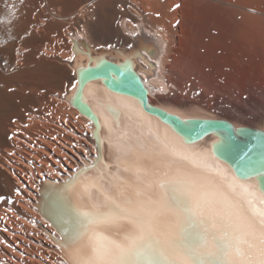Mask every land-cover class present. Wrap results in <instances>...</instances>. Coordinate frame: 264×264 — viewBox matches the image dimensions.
Listing matches in <instances>:
<instances>
[{"label":"bare ground","instance_id":"6f19581e","mask_svg":"<svg viewBox=\"0 0 264 264\" xmlns=\"http://www.w3.org/2000/svg\"><path fill=\"white\" fill-rule=\"evenodd\" d=\"M66 36L70 37V43ZM5 37L10 40L5 48L0 47V54L8 55L10 61L6 65L10 70L7 76L0 75V85L25 87L32 82L49 84L51 89L52 86L63 88L66 85L57 99L84 123L94 149L93 155L82 159L77 167L63 169L56 177L43 175L31 200L36 215V223L32 224L45 236L48 249L57 257L56 264H72L74 253L84 258L91 256L94 249L111 250L114 242H122L128 232L134 230L129 218L120 215L118 208L109 207L105 192L112 194L117 205L133 212L144 211L138 203L140 200L159 201L160 228L166 230L167 223L174 220V216L171 210L162 207L164 193L174 206L181 201L186 202L188 196L173 185L162 190L158 181L179 174L198 177L199 183L205 186L198 191L214 189L227 195L257 231L264 226L261 223L264 216L260 215L264 212V195L258 189L256 178L238 179L227 164L214 157L213 147L220 141L217 134L212 133L189 144L172 128L144 114L138 101L106 91L99 81L86 82L81 92V100L94 114V121L71 103L80 73L85 68L110 60L128 66L138 74L152 106L183 120L222 119L231 122L235 128L252 127L264 131V92L257 89L254 96L248 94L257 82L255 78L245 88V83L225 76L227 72L224 71L231 64L226 60L228 54H223L225 58L219 60V85L220 78L217 83L218 78L215 80L211 71L200 69L202 62L199 66L200 61H197L200 68L196 65L193 68V60L191 58L190 62L189 59V51L196 38L207 39V42L209 39L219 40L225 50L235 55L264 56V0H0L1 42ZM56 50L62 52L61 57L60 52L58 56L68 69L61 65L64 62L58 64L57 56L58 63L43 57L51 55L52 58L50 52ZM54 55L57 54L54 52ZM16 57L25 62L21 67L18 65L19 68L13 64ZM260 81L264 83V79ZM9 95L0 89V134L3 118L15 115V110L1 107L3 103L12 102L15 94L12 98ZM173 149L190 158L168 157L170 167H162L155 175L146 177L145 182L137 180L136 168H150L160 154ZM193 151L203 153L204 158H192ZM117 164L118 170L105 168V165ZM101 171L104 174L97 181V186L85 192V181ZM114 177L139 188L142 195H116L112 188ZM237 182L251 186V205L242 189L236 187L232 191L228 187L229 183ZM77 208L110 214L114 218L99 217L91 225L88 236H83ZM1 226L4 229L5 223L3 225L0 221ZM210 259L212 264H224L222 257Z\"/></svg>","mask_w":264,"mask_h":264},{"label":"rangeland","instance_id":"374dc122","mask_svg":"<svg viewBox=\"0 0 264 264\" xmlns=\"http://www.w3.org/2000/svg\"><path fill=\"white\" fill-rule=\"evenodd\" d=\"M66 38H68L67 42L70 43V37L66 36ZM8 39L10 40V38L5 37L4 39H2V42L0 40L1 48H5L7 46V44L9 43ZM210 40L212 41V39H209V41L207 42V39L201 40L199 38L193 40L192 46L189 51L190 62L191 58L193 61H195V58L197 59L195 61L196 63H193V61L191 62L192 64H194L192 66L193 68L197 64V61H200L197 64L199 66L202 62L201 67L203 68L204 66L203 69L197 65L195 67L200 68L201 70L211 71L214 74V79L218 78V81H216L217 83L219 82L220 78L219 85H221L220 61L228 54L226 56V60H228V62L231 64V67L229 66L228 69L226 68L227 70H225L224 72L231 74L227 75V73H224L225 76H231V78L245 83L244 85L248 84V82L252 78H255L257 82L255 83V85H253V90L248 91V94L254 96L257 89H259V91L261 92H264V83L260 81V79H264V56H261V60L260 56L258 55H253L252 57L248 55L241 56V54L235 55L233 53H230V51H228L227 49L225 50L224 48L226 47H224V44H220L219 40L214 41L213 39L212 42H215V45L212 44ZM205 43H207V45ZM218 45L220 47H218ZM201 49H206L207 53L206 51ZM54 52L57 55H54ZM54 52H50L53 56L52 58L50 53V56L47 57L46 55H43V57L49 61L51 59L54 60L52 61L54 63L55 60L56 63L60 61L58 64L63 63L64 61L62 62L61 58H59V56L61 57L62 52L59 51L60 54L59 52H57V50ZM202 53L204 54V56ZM1 54L0 69L3 70H0V75L7 76V72H9L10 69L6 64H8L10 60L6 53L2 52ZM223 54H225V56ZM199 55H202L200 57L201 59L199 58ZM234 55L236 60L233 59ZM56 56L58 57L59 61ZM15 59L13 60V64L17 68H19L18 65H20L21 67L25 63L20 57H16ZM23 60L26 61L24 58ZM241 62L244 63L242 64ZM61 65L65 66V68L68 69L65 62ZM1 66L3 67L1 68ZM218 69L220 70V72H218ZM254 69L256 72L254 71ZM213 70H215V72ZM217 75L219 76L217 77ZM66 80L67 79H65V81ZM2 85H0V89L5 94H10L9 96H11V98L14 96V94L15 96L13 97V99H11L12 102L8 104L3 103V105H5H2L1 107L15 110V115L13 114L5 117L3 118L4 120L1 121L0 188L2 189L0 190L2 191V193H0V216H2V219L0 217V221L3 223V225L5 223V226H3L5 228L3 229L2 226L0 227V252L2 253H0V264H51L52 261L54 262H52V264H56L55 261L57 257L51 250L48 249L46 245L47 242L44 239L45 236L41 234L39 230H37L34 224H32V221L34 220L36 215L34 214L33 217V214L31 213V211H29V200L26 195L28 193L27 191L29 187H31L29 185H31L32 180L35 177L42 175H51L53 177H56V175L61 172L64 165V162H62V148L65 145L71 144L73 142V140L68 135H66L64 131L65 128L76 127V129L81 132H85L86 128L79 117H77V115L73 111H71V109L68 108L63 102L57 99V95H59V93L61 95V92L64 91L66 85H64L63 88L52 86V89L49 88L51 87V85L49 84L36 85V83L32 82L30 86L26 85L27 87H24V85L21 84L23 88L19 86V84H14L15 86H13L15 89L13 88V86L9 88L5 85ZM43 86L47 89L43 88ZM246 87L247 85L245 86V88ZM21 88L23 91L21 90ZM219 88L221 90V86ZM35 89L36 91H34ZM19 91L20 93H18ZM16 93L18 96L17 99ZM39 97L40 99H37ZM5 192L6 194L3 196V193ZM2 197H4V200L2 199ZM5 199L6 202L8 201V199L9 201L6 203L4 202ZM15 207L17 208L15 209ZM18 209L21 212H19Z\"/></svg>","mask_w":264,"mask_h":264},{"label":"snow or ice","instance_id":"6c2138e0","mask_svg":"<svg viewBox=\"0 0 264 264\" xmlns=\"http://www.w3.org/2000/svg\"><path fill=\"white\" fill-rule=\"evenodd\" d=\"M179 7V5H176ZM87 79V77H84ZM117 147V151H119ZM168 157L188 160L189 155H182L176 150L160 154L150 168H136L138 181L155 175L162 167H170ZM192 158L203 159V153L193 151ZM119 168V165H105V168ZM127 171V169H125ZM177 172L179 170L177 169ZM103 171L84 183V191L96 187L102 178ZM167 175V172L164 173ZM159 187L164 190L168 185L177 186L187 194L186 202L181 201L175 206L168 201L164 193L162 207L172 211L174 220L160 228L158 208L159 201H138L143 212H133L115 203L112 194L105 192L109 207L119 209V214L129 218L134 225L122 242H114L111 250L94 249L89 257L81 258L74 253L72 264H212L213 257H222L224 264H264V226L259 231L254 224L241 213L239 207L230 201L227 195L214 189L198 191L205 186L199 183L196 176L185 174L172 176L167 180H159ZM147 186V184H146ZM228 187L235 191L239 187L249 197L252 204L251 186L229 183ZM114 193L119 196H140L142 192L119 177L112 182ZM78 222L82 226L83 236H88L92 224L99 217H111L110 214L96 213L87 208H77ZM264 216V212L260 213ZM264 225V221L261 222ZM147 258V259H144Z\"/></svg>","mask_w":264,"mask_h":264},{"label":"water","instance_id":"95a60500","mask_svg":"<svg viewBox=\"0 0 264 264\" xmlns=\"http://www.w3.org/2000/svg\"><path fill=\"white\" fill-rule=\"evenodd\" d=\"M87 77V79H84ZM99 81L102 87L115 95L132 98L140 103L144 114L169 126L185 142L193 144L212 133L220 141L213 147L214 157L227 164L235 177L246 180L255 177L260 193L264 195V131L252 127H237L222 119H181L162 108L149 104L148 91L138 74L130 67L104 60L85 68L77 78L72 106L95 120L90 108L81 100L86 82ZM74 82V81H72Z\"/></svg>","mask_w":264,"mask_h":264},{"label":"built area","instance_id":"2783aa9c","mask_svg":"<svg viewBox=\"0 0 264 264\" xmlns=\"http://www.w3.org/2000/svg\"><path fill=\"white\" fill-rule=\"evenodd\" d=\"M66 135H68L73 142L71 144L65 145L62 148L63 154V169L71 170L77 167L81 163L82 159H87L93 155L94 149L90 143L89 136L87 135V130L85 132H80L74 127L66 128ZM43 176V175H42ZM35 177L32 180L31 187L28 189L27 198L29 200V209L34 214L33 206L31 205V200L37 193L40 186L41 177ZM33 223H36L34 220Z\"/></svg>","mask_w":264,"mask_h":264}]
</instances>
